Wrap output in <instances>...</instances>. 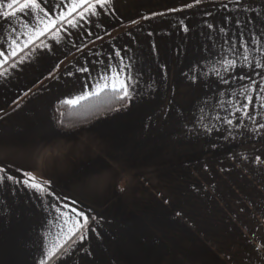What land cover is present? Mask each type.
<instances>
[{
	"label": "crops",
	"instance_id": "obj_1",
	"mask_svg": "<svg viewBox=\"0 0 264 264\" xmlns=\"http://www.w3.org/2000/svg\"><path fill=\"white\" fill-rule=\"evenodd\" d=\"M190 2L114 0V15L100 18L105 31L91 28L101 39H94L88 49L108 54L114 47L128 45L127 57H135L133 72L141 75L126 108L77 121L73 127L59 125V101L90 91L103 71L92 61L107 60L106 55L89 56L87 49L81 53L73 49L70 54V42L51 53L40 51L22 73L0 84V139L7 145L0 147V165L13 174L21 168L51 178L58 195L75 197L83 202L82 208L89 206L94 215L103 217L95 224L102 239L89 232L87 240L80 242L95 259L77 249L61 264H110L113 258L117 264H160L161 254L172 264H243L252 233L264 237V165L252 162L257 155L264 158V136L240 135L237 129L235 139L215 148L177 144V118L192 117L206 92L203 80L186 81L180 74L204 55L201 47L207 30L202 21L220 20L223 10L212 5L226 0L181 8ZM256 4L264 0L250 6ZM168 8L178 11L166 12ZM149 11L165 14L140 19ZM204 11L214 16L205 17ZM129 20L138 22L129 24ZM178 20L191 30L184 33ZM85 60L90 75L76 72ZM57 63L61 65L54 73L57 78H48ZM161 64L167 66V87ZM66 71L74 75L67 76ZM208 83L210 89L214 80ZM78 110L73 113L82 111ZM210 134L212 143L225 140L226 133ZM34 145H60L61 151L49 156L42 167L31 152L21 150ZM194 164L208 167L198 171ZM209 164L216 182L210 179ZM86 165L93 182L82 185L78 173ZM0 197L10 208L7 221L0 223V264H37L45 222L39 200L27 189L17 185L13 192L7 184L0 187ZM216 211L221 213L217 220Z\"/></svg>",
	"mask_w": 264,
	"mask_h": 264
},
{
	"label": "snow or ice",
	"instance_id": "obj_2",
	"mask_svg": "<svg viewBox=\"0 0 264 264\" xmlns=\"http://www.w3.org/2000/svg\"><path fill=\"white\" fill-rule=\"evenodd\" d=\"M204 2L205 0H191L190 3L182 4L181 8L191 9ZM251 3H255V0H226L213 4V8L223 10L222 18L202 21L207 30L206 43L201 47L204 55L180 75L190 82L203 80L206 92L197 101L192 121L185 123L186 129L226 133L223 136L225 140L235 139L237 129L240 130V135L247 132L252 138L264 136V123L261 122L264 121V4L251 7ZM165 11L176 12L178 9L168 8ZM114 12V0H0V84L8 83L18 73H22L40 51L51 53L54 47L70 42V54L73 49L77 53L87 49L89 56L106 55L107 60L92 61L93 65H101L103 71L98 73L97 81L91 85L90 91L65 97L59 103L75 107L87 98L110 91L117 102L113 110L126 108L127 104L119 102L130 101L141 75L133 72L135 57H127L131 49L124 45L122 48L114 47L112 52L105 54L87 48L94 39H101L91 28L105 31L100 18L102 15H114ZM164 14L165 12L149 11L140 19L147 20ZM203 16L213 17L214 13L204 11ZM137 22L129 20V24ZM176 23L184 33L191 30L184 20ZM148 35L151 36L152 33ZM201 35L205 33L202 32ZM152 47L155 49V43ZM114 59L118 61L115 64L111 62ZM69 64L72 65L73 62L69 61ZM60 66L57 63L47 73V77L57 78L54 73ZM159 67L163 70L162 82L167 87V66L161 64ZM76 72L90 75L88 61L85 60L84 65L76 67ZM65 75L73 76L74 73L66 71ZM210 80H214V85L209 89ZM172 91L175 92V85L172 86ZM6 146V141L0 139V147ZM212 147L215 148L216 145L213 144ZM21 150L31 152L38 164L44 167L49 156L60 154L61 146H21ZM240 158L247 159L246 156ZM252 162L264 165V158L257 155ZM89 166L86 165L78 173L82 185L93 182L86 174ZM204 167L207 168L208 165L205 164ZM14 171L16 174L10 168L0 165V187L7 184L13 192L17 185L21 190L27 189L39 200V206L45 213L40 233L41 253L37 264H61L75 250L85 252L80 242L87 240L89 232L97 239H102L95 224L103 217L94 215L91 207L82 208L83 202L77 198L58 195L51 178L38 177L34 171L21 168H15ZM164 203L167 204L168 201ZM9 214L10 208L0 197V223L6 222ZM175 215L179 216L181 213L176 212ZM252 236L253 239L247 241L251 248L245 253L243 264H264V237H257L255 231ZM85 255L95 259L91 251H86ZM222 259L231 261L232 258ZM110 264H117L116 259L113 258ZM160 264L172 262L165 260L161 254Z\"/></svg>",
	"mask_w": 264,
	"mask_h": 264
},
{
	"label": "trees",
	"instance_id": "obj_3",
	"mask_svg": "<svg viewBox=\"0 0 264 264\" xmlns=\"http://www.w3.org/2000/svg\"><path fill=\"white\" fill-rule=\"evenodd\" d=\"M126 101H120V104H125ZM117 106V102L113 99L110 91H105L98 96L87 98L85 101L80 102L78 106L72 107L68 105L58 104L56 106L58 114V123L60 126L73 127L77 121L86 122L90 121L96 116L111 112ZM82 113H73L74 110ZM84 109V112H83ZM63 113V115H61Z\"/></svg>",
	"mask_w": 264,
	"mask_h": 264
},
{
	"label": "rangeland",
	"instance_id": "obj_4",
	"mask_svg": "<svg viewBox=\"0 0 264 264\" xmlns=\"http://www.w3.org/2000/svg\"><path fill=\"white\" fill-rule=\"evenodd\" d=\"M196 108V107H195ZM178 124H177V144H227L229 143V139L223 140L219 143L217 141L212 140V136L210 133H205L202 129H196L193 128L191 130L186 129L184 127L185 123H190L192 121V117H178L177 118ZM236 144V143H235ZM203 167V172H204V165L200 164H194V169H198V171ZM213 165L209 164V174H210V179L212 182H216L215 177H211L213 174ZM184 191H187L189 189H183ZM181 193V192H178ZM194 198H197V196H194ZM220 212L216 211L213 213V216L217 220L220 216Z\"/></svg>",
	"mask_w": 264,
	"mask_h": 264
}]
</instances>
